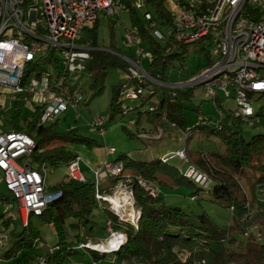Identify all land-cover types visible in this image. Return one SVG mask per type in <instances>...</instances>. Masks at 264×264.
<instances>
[{
  "label": "trees",
  "instance_id": "16d2710c",
  "mask_svg": "<svg viewBox=\"0 0 264 264\" xmlns=\"http://www.w3.org/2000/svg\"><path fill=\"white\" fill-rule=\"evenodd\" d=\"M116 1L121 6L120 8L128 12L133 31L137 35V41L134 42V44L138 43L135 47L136 52L126 57L133 61L141 60L143 57L138 53V48L143 47L142 41L149 44V48L144 47L152 53L147 73L153 79L160 81L162 85L145 78L140 81L136 75H130L122 83L115 85L110 103L111 112L113 114H129L133 109L130 106H123L124 91L131 88L135 91L142 89L138 98L128 99L141 100L140 106L138 105L136 108L143 107L148 101H151L146 112L138 111L139 115L153 114L152 121L155 123L166 121L173 127L179 126L185 129L188 116L183 100L184 98L192 100L195 94L193 86L188 88L174 86L173 84L177 83L171 82L172 74L167 73L169 69H176L175 63L177 62L182 64V68L185 67L188 45L179 38L175 30L174 16L168 8V1L145 0L154 5L156 14L146 11L144 19L137 15L136 0ZM180 1L186 2V0ZM147 12L152 14L151 20L146 18ZM118 21L117 16L110 19V23L113 24L111 25L112 31L114 24ZM99 22L100 18L92 27L86 28L79 39V43H90L94 47L90 51L91 57L86 62L85 70L92 80L90 84L92 97L103 92L104 79L109 68L130 69L128 60L118 54L120 48L117 47L114 31L109 46L99 45ZM152 22H156L157 26H152ZM160 23L167 31L163 40L159 39L154 32L156 28L159 29ZM172 28L173 31L169 33ZM203 39L206 38H201L198 41ZM207 41L213 47V42L208 38ZM126 43L129 44L128 40ZM205 48L203 46V49ZM48 54L39 61L38 69L45 70L47 65H51L56 76L59 68L57 50L51 49ZM202 69L200 68L199 71ZM30 71L31 69L28 70V72ZM180 80L185 82L189 80V76L181 77ZM77 82L68 85L73 92L77 89ZM160 92H162L161 96ZM259 95L262 96V94ZM212 99L219 113L226 119L234 117L237 120V126L223 124L220 118L215 123L204 119L203 123L187 133L185 149H187L188 155V169L193 167L198 173H205L207 178L212 180L214 184L209 192L213 201L229 207L232 212L230 223L219 224L207 212L199 214L187 211L181 206H169L161 193L155 197L139 184L137 176L141 175L152 183L159 180L161 184L167 185V182L159 179L158 172L162 166H170L171 169L169 157L167 160L164 157L163 159L140 161L129 155H119L114 162L123 163L125 170H134L136 174L108 179L112 183L111 188H107L108 193L112 194L119 182L130 180L141 210V217L137 224L119 222L117 215L110 209H106L115 228H122L128 239L118 250L113 252L89 249L96 261L110 257L117 264H196L201 260H205V264H264V193L259 192L260 188L264 190V132L246 137L238 127L240 125L238 123L242 121L233 115V110L228 109L218 96ZM25 103L19 98L9 108L15 107L9 130L25 132L35 140L36 148L32 157L38 169L44 165L48 174V164L64 162L68 166L72 160L79 157L80 154L73 147L66 146L68 143L85 144L90 149L98 145L94 138L85 137L77 127H70L60 132L57 127L61 117L55 121L43 123L41 118L45 111L44 105L37 104L32 118L25 119V123H22L23 113L27 109ZM152 106L155 107L153 110L150 109ZM263 112L262 107L259 115ZM135 125H139V119L135 120ZM127 128L130 127L126 125L125 129ZM97 129L105 130V123ZM226 130L230 131L229 134H226ZM195 131L218 135L224 143V150L211 154L192 151L187 143ZM161 133L159 127H157V132H152L143 126H138L135 135L150 137L149 134L161 136ZM187 170L183 172L176 168L171 172L176 174L178 183L187 184L190 188L197 189L194 191L195 193H198V189L205 190L203 187H196L198 182L186 176ZM240 177L248 182L249 191L243 190L240 182L235 181ZM48 188L62 191L63 196L50 203L41 215L31 213L28 223L22 225L20 230L16 229V225H13L14 218L12 216H9L8 219L4 218L5 214L10 213V210L0 215V218L3 219V232L11 237V248L2 253L3 257L7 259L17 257L21 263H29L45 255L50 264H65L76 253H79L78 245L90 241L95 228L92 214L94 208L99 205L95 183L91 180L87 182L68 180L66 175L65 179L58 184L50 185L48 183ZM1 201L9 203L8 199H1ZM34 216L40 217L46 224L53 223L58 237V242L55 244V247L58 246V248L53 253L46 252V249L38 252L40 247L36 246V242L42 239V235L33 221ZM253 221L260 226L259 233L253 231L255 223ZM82 229H86L87 234L84 235L81 232ZM241 236L245 240H241ZM236 243L237 248H235ZM186 252H189L190 255L184 261L182 256Z\"/></svg>",
  "mask_w": 264,
  "mask_h": 264
},
{
  "label": "built area",
  "instance_id": "2783aa9c",
  "mask_svg": "<svg viewBox=\"0 0 264 264\" xmlns=\"http://www.w3.org/2000/svg\"><path fill=\"white\" fill-rule=\"evenodd\" d=\"M167 1L172 6L175 30L179 38L187 44L208 38L213 42L212 51L215 55L209 66L189 80L178 83L179 86L192 87L200 84L209 98L215 99L220 93L228 99L233 98L237 102V108L233 110L235 117L252 126L260 122L253 100L259 94L264 95V0H186L185 3L180 0ZM136 5H139L138 2ZM117 7L121 6L116 0H0V171L18 208L21 212L25 211L27 217L31 213L41 215L63 193L50 190L46 167L43 165L38 169L34 164L32 154L36 148L35 140L22 131L4 130L2 115L19 98L33 111L37 104L45 106L41 118L43 123L55 121L70 105L75 106L81 94L77 89L73 92L69 86L86 70V62L94 48L90 43H79V39L86 28L94 25L101 12L114 14ZM145 16L149 20L153 18L150 12ZM152 26L156 27L157 23L152 22ZM172 31L173 28L169 33ZM154 32L159 39H165V34L158 28ZM127 40L129 44L137 41L135 31L127 34ZM51 49H56L59 56L56 76L51 65H47L45 70L38 69L39 61L48 56ZM138 53L143 58H152V53L144 47H139ZM126 59L135 66L132 70L140 81L150 77L162 84L147 71H143L138 61ZM31 72L33 77H30ZM124 92V99H136L142 89L135 91L131 88ZM154 108L152 106L150 109ZM134 123L135 120H130L131 125ZM103 124L104 120L100 119L93 127L98 128ZM99 131L101 135L105 133L104 129ZM108 152L114 154L116 148L110 147ZM176 155L186 159V149L179 150ZM82 161L79 156L68 164V180L88 181L82 171ZM90 168L96 176L94 183L99 204L110 203L111 210L121 222L137 224L141 210L132 182H119L112 194L106 193L102 188L104 179L125 176L123 163L106 160L100 166ZM137 179L149 194L156 197L160 193L159 188L143 176L138 175ZM122 192L125 195L121 197L120 203L122 206L134 204L137 210L134 218L123 217L115 208L113 198L121 196ZM2 203L0 200V206ZM11 205L7 204L6 211L10 210ZM49 226L54 225L50 222ZM107 228L112 235L103 243L109 244L116 238L119 240L116 246L118 250L127 241V235L114 229L112 219L108 220ZM8 241L7 234L0 236V250L7 246ZM94 243L88 241L81 243L79 247L100 252L114 251L97 248ZM56 249L49 247L47 252L53 253ZM189 255L186 252L182 259L186 261ZM205 263V260H201L196 264ZM37 264L50 263L42 255Z\"/></svg>",
  "mask_w": 264,
  "mask_h": 264
},
{
  "label": "rangeland",
  "instance_id": "374dc122",
  "mask_svg": "<svg viewBox=\"0 0 264 264\" xmlns=\"http://www.w3.org/2000/svg\"><path fill=\"white\" fill-rule=\"evenodd\" d=\"M136 2H138L139 4L136 7V12L141 19H144V13L146 11H150L152 14H156L154 5L152 3H147L145 0H136ZM167 4L168 8L171 10V4ZM116 9L117 12H115L114 14H105L103 12L99 14L100 22L98 27V43L100 46H109L112 40V32L114 31L117 47L120 48V53L118 54L122 57H126L128 55L131 56L136 52L135 47L138 44L137 42L131 45L126 43L127 34L133 30V25L127 11L118 7ZM114 16H117L119 18V21L118 23L114 24V30L112 31L111 25L113 24L110 23V19H112ZM159 30L164 34H167L166 29L161 23L159 25ZM141 45L145 48H149V44H147L146 42L142 41ZM203 46L206 48L203 49ZM186 58L187 59L185 62V67L182 68V64H179L177 62L175 63V70L169 69L167 71L168 74H172L171 82L179 83L181 82V77L185 78L187 76H189L190 79L194 75L198 74L200 68H204L210 65L215 59V56L212 53L211 43H209L207 39H203L198 41L197 43L188 44ZM150 61L151 58L149 57H144L138 61L143 71H148ZM128 62L130 63L129 70L124 67H111L107 70L104 79V90L101 94L95 97H92V90L90 88L92 80L89 74L86 71L81 72L77 80V91L80 92L81 97L77 99L75 106L70 105L69 109L61 115L60 122L57 127L60 132H63L70 127H77L85 137L94 138L98 144L91 149L88 148V146L85 144L68 143L66 145L70 148L73 147L75 151L83 156L84 160L82 161V171L84 175L88 180H91L92 182L96 181V176L90 168V165H95L96 161H94L93 159H99L98 154H103L102 150L106 151L109 147H115L117 150L115 154L111 155L108 158L110 162H114L119 157V155H129L130 157L140 161H151L155 158L163 159L164 157H171L169 161V164L172 166L171 169L170 166H162L160 167L158 172L159 179L167 182V185L161 184L159 180H155V182H153L154 184H156V186L160 185V193L166 201L167 205L181 206L187 211L199 214L202 212H207L219 224L230 223L232 212L229 207L213 201L212 195L209 192L214 184L212 180L210 181L207 178V174H200L192 169V167L187 170L189 167V163L187 161V149L186 159H182L181 157L176 155V153L179 150H183V148H185L187 133H189L191 130H194L201 123H203L204 119L208 121L210 120V122L215 123L220 118L223 124L235 126H237V120L234 117H230L227 119L224 118L225 116H222L219 113L214 100L207 97L206 91L200 84L192 87L195 94L192 100H189L187 98H184L183 100V103L186 107V114L188 116V123L185 129H182L179 126L173 127L169 122L166 121H160L159 124L155 123L154 121H152L153 114L148 115L146 113H143L142 115H139L138 111L146 112L151 101H148V103L143 107L136 108V106H140L141 104L140 99H124L123 106H130L133 110L129 114L125 115H123L122 113L113 114L110 110V103L114 93L115 85L122 83L130 75H135L134 71L132 70L133 68H135V66L130 61ZM33 72H31L30 77L34 76ZM145 79L154 82V80H152L150 77H145ZM180 88L188 87L181 86ZM161 94L162 92H160V96ZM219 97H222V99L225 100V106H227L228 108H231L232 110H235L237 108V102L234 99L226 100L227 98L223 94H219ZM8 102L10 104L9 100ZM253 106L256 111H260L262 107L264 110V95L261 97L260 95L255 96L253 100ZM26 107L27 109L23 113L22 123H25V119L32 118L33 115V110L28 106ZM14 109L15 107L13 109H9L2 115L4 120V130H9L11 128V119ZM258 118L260 119V122H256L254 126L246 122L238 123L240 124L238 127H240L246 137H252L253 135L264 132V112L261 113ZM100 119H103L105 123V133L103 135L100 134V131L97 128L93 127V125ZM132 119H139L138 126H143L148 131L152 130V132H157L158 124L162 132L161 136H157L158 133L156 135L149 134L150 137H142L140 134L135 135L138 126H132L130 124V120ZM126 125L130 127V130L128 128L125 129ZM225 132L226 134H229L230 131L226 130ZM187 144L189 149L194 152H204L211 154L220 153L224 150V143L222 142L221 137L213 133L195 131L194 134L191 135ZM91 152L93 153V156L95 158L92 156ZM87 163L90 165H88ZM176 168L183 172L187 170L186 176L188 178L195 179V182H198L196 183V187H203L205 190L198 189V193H195L194 191H196L197 189L195 190L194 188H190L187 184L178 183L175 176L176 174L174 175L171 172V170L173 171ZM47 171V182L50 184H58L65 179L68 172V166L64 162L58 164H48ZM132 171L134 170L126 169L124 171V175H131L130 173ZM108 179L109 178L102 181V188H104L106 193H108V190L105 189V185L107 184V182H109ZM235 181L240 182L243 190L249 191L248 182L245 181V179L240 177L239 179H235ZM259 192L264 193V190L260 188ZM195 195L197 196L194 197ZM0 199H8L9 203L12 204L10 213L14 216L13 225H16V229L20 230L24 222L28 223V221L26 220V213L25 211L21 212V210L18 208L17 202L14 200L13 195L6 187V183L1 172ZM3 202L4 203L0 206V215L2 213H6L7 210V201ZM110 207V203L103 202L102 205L99 204L94 208L92 214V222L95 228L91 234L90 240L97 244L101 241L106 242L107 239L112 235V233L107 231L108 215L105 211V208L111 210ZM22 215L24 216V219H22ZM8 217L9 215L5 214L4 218L8 219ZM2 221L3 219L0 218V232L1 229L3 230ZM33 221L36 223L38 229L40 230L42 239H48L50 243H55L58 240L57 234L55 232L49 231L46 223L43 222L40 217L34 216ZM258 228L260 229V226L257 222H255L253 231L259 233L260 230H258ZM86 231V229L81 230L84 235L87 234ZM1 235L2 234L0 233V236ZM240 239L245 240V238L242 236L240 237ZM42 243L46 246V243L44 241ZM101 243L104 244V246L109 247V244L103 242ZM9 245L11 246V237ZM38 247H40V243L38 244ZM56 248H58V246ZM235 248H237V243L235 244ZM84 252H87V254L91 255L89 248H81V250H79V253H76L65 264H74L76 260L85 259ZM89 255H87V257H89ZM34 263L35 260H32L29 263H21V261L17 260V257H12L10 259L4 257L0 261V264ZM99 264L117 263L112 262L109 259H103L99 261Z\"/></svg>",
  "mask_w": 264,
  "mask_h": 264
},
{
  "label": "crops",
  "instance_id": "0c3cea01",
  "mask_svg": "<svg viewBox=\"0 0 264 264\" xmlns=\"http://www.w3.org/2000/svg\"><path fill=\"white\" fill-rule=\"evenodd\" d=\"M221 94V93H220ZM218 97H219V95H218ZM219 99H221V102L222 103H224V105H225V100H223L222 99V97H219ZM231 99H233V98H227L226 100H231ZM227 107V106H226ZM225 108V107H224ZM228 108V107H227ZM226 108V109H227ZM228 109H231V108H228ZM232 110V109H231ZM259 113H260V111H258ZM224 116V115H223ZM157 127H159V125L157 124ZM110 148V147H109ZM109 148H107V150L105 151H103L102 150V153L103 154H98V156H99V159H93L94 161H96L95 162V165H90V164H88V165H90L91 167H96V166H98V165H101V164H103L106 160L107 161H109V157L111 156V155H113V154H110L109 152H108V149ZM117 152V151H116ZM115 152V153H116ZM91 154H92V156H93V153L91 152ZM80 156H82L81 154H80ZM83 157V156H82ZM94 157V156H93ZM95 158V157H94ZM82 170H83V168H82ZM1 172V171H0ZM2 173V172H1ZM3 174V173H2ZM130 174H136L134 171H132ZM109 183H110V185H109ZM50 184V183H49ZM111 182H107V184L105 185V189H107V188H111ZM154 184V183H153ZM50 185H54V184H50ZM155 186H156V184H154ZM160 185H158L157 187L161 190V187H159ZM104 189V188H103ZM1 200V199H0ZM3 202V201H2ZM4 203V202H3ZM2 203V204H3ZM8 203V202H7ZM6 203V204H7ZM105 211H106V208H105ZM8 215L9 216H12L13 218H14V216H13V214L11 215L10 213H8ZM116 215V214H115ZM30 216V215H29ZM29 216L27 217V215H26V220L28 221V219H29ZM24 216L22 215V219H24L23 218ZM118 217V216H117ZM119 219V218H118ZM108 220H109V217H108ZM108 220H107V222H108ZM119 222H121L120 220H119ZM49 223L50 222H48L46 225H47V228H48V230L49 231H51V232H55L53 229H54V226L53 227H50L49 226ZM25 224H27V223H23V225H25ZM114 228H115V225H114ZM117 232H121L122 231V228H116L115 229ZM107 231H108V228H107ZM109 232V231H108ZM1 234H7L6 232H3V230L1 229V232H0ZM56 233V232H55ZM8 236H9V234H7ZM45 242L46 243V246H45V244H43L42 242ZM91 241V240H90ZM116 241H117V239L116 238H114L113 240H111V242L109 243V247L107 246V247H105L104 246V244H102L103 246H104V248L105 249H110L111 247H113L115 244H117L116 243ZM9 242H10V237H9V241H8V244H7V246H5V248L4 249H1L0 250V261L4 258L3 256H2V253L3 252H5V251H8L10 248H11V246L9 245ZM57 242H58V240L55 242V243H50V241H48V239L46 240V239H40V240H38L37 242H36V246L38 247V244L40 243V248L38 249V252H41V251H43L44 249H46V252L48 251V248L49 247H55V244H57ZM93 242V241H92ZM96 242H98V241H96ZM101 242H105V241H101ZM50 245H49V244ZM80 245H78V250H81V248L79 247ZM42 247V248H41ZM91 253V252H90ZM87 255H89V254H87V252H84V257H85V259H83V260H76L75 262H83V263H86V264H99V261H96L94 258H93V256H92V254L91 255H89V257H87ZM3 257V258H2ZM39 258V257H38ZM38 258H36V260H35V263L34 264H37V261H38ZM106 259H109V260H111L112 262H115L114 260H113V258H110V257H107ZM74 262V263H75ZM116 263V262H115Z\"/></svg>",
  "mask_w": 264,
  "mask_h": 264
},
{
  "label": "bare ground",
  "instance_id": "6f19581e",
  "mask_svg": "<svg viewBox=\"0 0 264 264\" xmlns=\"http://www.w3.org/2000/svg\"><path fill=\"white\" fill-rule=\"evenodd\" d=\"M125 195V193L124 192H122L121 193V196H119V197H116V198H113V200H114V202H115V208L123 215V217H125V218H134L135 217V215H136V212H137V210H136V208H135V206H134V204L133 203H131V204H126V205H124V206H122L121 205V203H120V199H121V197L122 196H124ZM114 239V238H113ZM112 239V240H113ZM116 243L117 244H115L116 246H118V244H119V240L117 239V241H116ZM95 244V243H94ZM95 246L97 247V248H100V249H103V250H108V249H105L104 248V246L102 245V243H100V244H95ZM116 246H114V247H111L109 250H117L116 248Z\"/></svg>",
  "mask_w": 264,
  "mask_h": 264
},
{
  "label": "water",
  "instance_id": "95a60500",
  "mask_svg": "<svg viewBox=\"0 0 264 264\" xmlns=\"http://www.w3.org/2000/svg\"><path fill=\"white\" fill-rule=\"evenodd\" d=\"M124 58H126L125 56H124ZM174 86H179V84L177 83V84H173ZM141 216V215H140Z\"/></svg>",
  "mask_w": 264,
  "mask_h": 264
}]
</instances>
